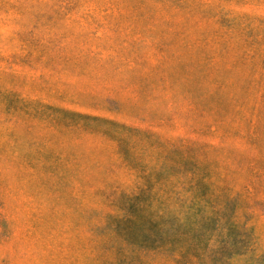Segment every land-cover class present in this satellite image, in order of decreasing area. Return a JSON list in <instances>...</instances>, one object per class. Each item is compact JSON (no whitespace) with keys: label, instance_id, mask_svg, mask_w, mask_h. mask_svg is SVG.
<instances>
[{"label":"rangeland","instance_id":"374dc122","mask_svg":"<svg viewBox=\"0 0 264 264\" xmlns=\"http://www.w3.org/2000/svg\"><path fill=\"white\" fill-rule=\"evenodd\" d=\"M0 264H264V0H0Z\"/></svg>","mask_w":264,"mask_h":264},{"label":"trees","instance_id":"16d2710c","mask_svg":"<svg viewBox=\"0 0 264 264\" xmlns=\"http://www.w3.org/2000/svg\"><path fill=\"white\" fill-rule=\"evenodd\" d=\"M115 224L119 228V231L125 233L124 237L127 236L125 237L127 240L133 238L130 236L135 227L143 225L141 231H139V233L136 235L134 242H138L139 244H143L144 246L154 250H175L183 240V235L181 232L177 231L176 229L169 231V229H167L163 223L155 220L152 217L148 218V220L143 223L130 219H122L121 221H116ZM181 256V260L189 259L186 254Z\"/></svg>","mask_w":264,"mask_h":264}]
</instances>
